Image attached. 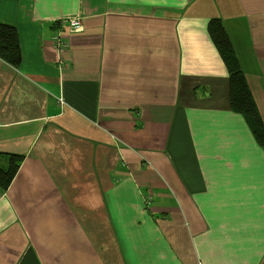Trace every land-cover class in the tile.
<instances>
[{
  "label": "crops",
  "instance_id": "obj_1",
  "mask_svg": "<svg viewBox=\"0 0 264 264\" xmlns=\"http://www.w3.org/2000/svg\"><path fill=\"white\" fill-rule=\"evenodd\" d=\"M0 23L22 55L0 58V153L22 157L0 264H264L263 145L230 104L262 123L257 0H0Z\"/></svg>",
  "mask_w": 264,
  "mask_h": 264
},
{
  "label": "trees",
  "instance_id": "obj_2",
  "mask_svg": "<svg viewBox=\"0 0 264 264\" xmlns=\"http://www.w3.org/2000/svg\"><path fill=\"white\" fill-rule=\"evenodd\" d=\"M59 23V22H58ZM207 34L210 36L213 47L221 58L228 79L235 90L241 91L246 87V80L229 36L226 34L221 20L210 19L208 21ZM18 32L13 25L0 23V58L9 66L18 68L22 61ZM232 110L246 119L251 127L253 137L263 145V132L260 114L257 107L251 101L231 100ZM22 157L16 154L0 153V191L4 192L15 177Z\"/></svg>",
  "mask_w": 264,
  "mask_h": 264
},
{
  "label": "built area",
  "instance_id": "obj_3",
  "mask_svg": "<svg viewBox=\"0 0 264 264\" xmlns=\"http://www.w3.org/2000/svg\"><path fill=\"white\" fill-rule=\"evenodd\" d=\"M59 30L56 32L55 36L52 38V42H54V49L58 53L63 52L65 48V44L62 41V31L68 30L69 33L72 34H83L85 32V29L81 23V20L78 19H68L66 21H60L58 23ZM63 68V65L61 63L60 69Z\"/></svg>",
  "mask_w": 264,
  "mask_h": 264
},
{
  "label": "rangeland",
  "instance_id": "obj_4",
  "mask_svg": "<svg viewBox=\"0 0 264 264\" xmlns=\"http://www.w3.org/2000/svg\"><path fill=\"white\" fill-rule=\"evenodd\" d=\"M66 20H68V19H66ZM66 20H64V21H66Z\"/></svg>",
  "mask_w": 264,
  "mask_h": 264
}]
</instances>
